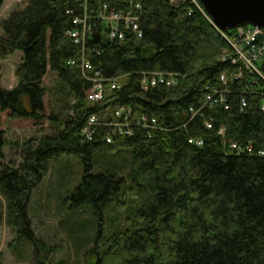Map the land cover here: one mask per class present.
<instances>
[{
    "label": "trees",
    "instance_id": "16d2710c",
    "mask_svg": "<svg viewBox=\"0 0 264 264\" xmlns=\"http://www.w3.org/2000/svg\"><path fill=\"white\" fill-rule=\"evenodd\" d=\"M22 2L0 23V60L22 55L18 87L0 88V111L46 122L53 134L39 131L40 138L13 145L0 131V222L7 215L20 241L36 243L32 194L52 162L75 155L84 167L69 190L67 211L86 215L91 223L83 226L94 229V245H102L89 252L95 261L88 264H104L112 253L120 264H264V82L243 69V80L218 88L230 109L206 105L208 87L242 69L229 59L238 32L222 35L191 0ZM3 5L0 0V10ZM104 6L136 16L141 38L130 28L122 41L110 40L109 25L98 19ZM86 13L95 27L76 45L69 34L82 30L74 20ZM80 57L101 72L103 103L88 101L94 84L70 65ZM154 73L174 75L177 85L145 91L142 82ZM49 75L51 87L45 85ZM113 80L119 86L108 90ZM120 107L138 115L134 134L109 145L103 124L89 129V121ZM9 145L17 148V161L7 162ZM127 155L124 166L112 163ZM124 194L138 207L132 203L130 219L122 213L120 221H109L106 212L117 209ZM117 221L124 226L119 233Z\"/></svg>",
    "mask_w": 264,
    "mask_h": 264
},
{
    "label": "rangeland",
    "instance_id": "374dc122",
    "mask_svg": "<svg viewBox=\"0 0 264 264\" xmlns=\"http://www.w3.org/2000/svg\"><path fill=\"white\" fill-rule=\"evenodd\" d=\"M20 7H24L22 0H4V5L0 10V23L7 19L12 11ZM21 62L22 55L19 53L6 60H0V88L13 90L18 87L19 81L16 70ZM50 76L45 81L47 87H51L54 83V77L50 78ZM48 103L49 100L46 99V104ZM47 108L50 113V107L47 106ZM0 131L5 134L8 142L13 145L23 143L24 140L34 137L40 138L39 131H44L47 135L53 134L46 122L10 119L8 112L1 111ZM16 149V147L7 146L5 149L7 162L17 161ZM128 158V155L121 156L112 163L117 164L118 167L124 166ZM66 165V171L59 174L58 170ZM83 167L81 159L75 155L62 157L57 162L51 163L48 175L34 190L28 210L33 223L32 232L37 240L36 243L27 240L20 241L17 230L8 224L6 221L7 215L4 214L5 218L0 222V264H88L95 261L91 259L92 255L89 252L92 251L93 254V249L102 247V245L97 243V246H95L96 232L91 227L88 229L87 226H83L86 224L83 221L86 220L91 223L90 219L86 215L82 217V212L72 213V211H67L71 205V201L67 197L70 191L78 186ZM94 168L95 171H98L99 164L96 163ZM120 201L116 204L117 209L106 212L105 216L109 221H120L123 214L125 219H130L127 217H129V209L132 203L136 208L138 207L135 203L136 199L130 194H124ZM3 212H5L4 208ZM90 216L92 215L90 214ZM129 221L126 220L125 224L127 225ZM119 223L115 225L114 232L116 233H119L124 227ZM94 227H96V223ZM100 231V233H105L103 229H100ZM106 234L110 235L111 233L106 232ZM37 245H40L43 249L39 248L37 251ZM103 251H106V248ZM108 251H115L114 246ZM114 255V253L108 254L104 259V264H120V261L118 262L115 257L117 254Z\"/></svg>",
    "mask_w": 264,
    "mask_h": 264
},
{
    "label": "built area",
    "instance_id": "2783aa9c",
    "mask_svg": "<svg viewBox=\"0 0 264 264\" xmlns=\"http://www.w3.org/2000/svg\"><path fill=\"white\" fill-rule=\"evenodd\" d=\"M192 4L197 6L200 10L201 7L198 3V0H191ZM139 8V6L137 7ZM107 11V7L105 6L103 8V11L101 12V17L104 19L103 13ZM88 19H90L89 16H85L83 18H77L74 20V24L79 27H82L81 31H74L71 33V37L74 39L76 44H81L84 40V38L87 35H91V33L94 30L95 25H91L88 23ZM109 22H117L118 25H122L123 29L116 28L111 33V38L113 40H122L124 38V29L126 27L131 28V30L135 33H139V37H141V34L139 32V25H138V18L136 16H133L132 13H128L126 15L111 12L107 19ZM238 37L240 38V41L232 43L231 45L235 51L236 54V60H234V63H241L246 70L250 71L253 75H258L263 81H264V75L262 74L260 68L257 66V64L264 61V32L258 28H249L247 30H240ZM72 66H76V62L71 63ZM80 67L83 69V71H90L92 70L93 66L92 64L83 59L82 63L80 64ZM100 73H97V76ZM237 80L241 79V74H236ZM151 84L156 85H167L171 86L175 84V79H167L165 75H160L158 73H154L152 76ZM91 81L94 82L92 94L88 96V99L93 102H99L102 101L104 98V88L101 84V80L93 79L91 78ZM226 76L222 75L220 78V82L225 83ZM146 88L149 86L148 83H145ZM113 88L116 87L115 84L112 86ZM209 91V94L206 97V105H217V103H220L226 110L229 109L228 104L225 99V91L218 89V86L211 87L207 89ZM244 105L246 106L245 101ZM207 128L212 129L213 124L208 121ZM224 130H222L220 133H223ZM113 133L115 135H122L121 132L117 131L116 129L113 130ZM123 136V135H122ZM108 142H111L110 139H108ZM192 144V141L189 142ZM232 147H237L236 145H233Z\"/></svg>",
    "mask_w": 264,
    "mask_h": 264
},
{
    "label": "water",
    "instance_id": "95a60500",
    "mask_svg": "<svg viewBox=\"0 0 264 264\" xmlns=\"http://www.w3.org/2000/svg\"><path fill=\"white\" fill-rule=\"evenodd\" d=\"M200 2L214 25L223 32L248 26L264 30V0H200Z\"/></svg>",
    "mask_w": 264,
    "mask_h": 264
},
{
    "label": "bare ground",
    "instance_id": "6f19581e",
    "mask_svg": "<svg viewBox=\"0 0 264 264\" xmlns=\"http://www.w3.org/2000/svg\"><path fill=\"white\" fill-rule=\"evenodd\" d=\"M76 44V43H75ZM76 45H80V44H76ZM154 74H152L153 76ZM221 85V84H220ZM93 92L91 91V93L89 95H91ZM89 101V100H88ZM205 107V106H204ZM206 108V107H205ZM230 109V108H229ZM193 113V112H192ZM198 113V112H197ZM96 118L94 117H91L90 118V121H89V126H92V125H96ZM117 131L121 132L123 136H131L134 134V130L132 127L126 125V124H117V125H114L113 126ZM109 129H113L112 127H109Z\"/></svg>",
    "mask_w": 264,
    "mask_h": 264
}]
</instances>
